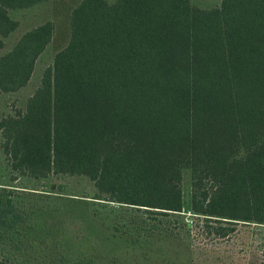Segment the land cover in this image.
<instances>
[{"label":"trees","instance_id":"1","mask_svg":"<svg viewBox=\"0 0 264 264\" xmlns=\"http://www.w3.org/2000/svg\"><path fill=\"white\" fill-rule=\"evenodd\" d=\"M49 1L0 0V49L19 27L12 10ZM70 27L26 109L0 120L15 179L84 177L95 199L156 220L183 211L190 171L192 212L231 225L217 234L264 225V0H81ZM54 34L44 22L0 55V95L29 83ZM20 194L0 185V264L51 232L39 221L46 205ZM134 225L141 235H175L144 218Z\"/></svg>","mask_w":264,"mask_h":264},{"label":"rangeland","instance_id":"2","mask_svg":"<svg viewBox=\"0 0 264 264\" xmlns=\"http://www.w3.org/2000/svg\"><path fill=\"white\" fill-rule=\"evenodd\" d=\"M80 1L50 0L10 12L19 27L5 38L0 55L11 50L25 32L44 22L55 24V34L39 57L29 83L17 92L0 95V120L26 109L45 70L53 66L57 52L68 45L71 13ZM193 2L212 7L222 0ZM1 142L0 135V185L15 187L22 193L20 200L31 207L46 205L49 209L39 221L46 220L51 232L34 234L26 242L25 251L12 256L14 264H54L56 256L65 254L74 259H93L96 264H264V225L240 222L233 225L235 230L229 236L217 234L216 227L231 225L192 212L190 171L183 175V211L175 216L159 215L155 220L142 209L95 199V184L84 177L53 175L34 180L18 175L15 179L17 173L11 170ZM141 218L175 235H141L134 225Z\"/></svg>","mask_w":264,"mask_h":264}]
</instances>
